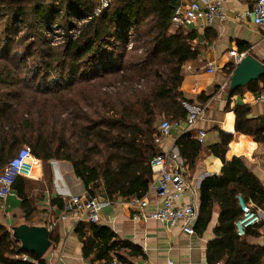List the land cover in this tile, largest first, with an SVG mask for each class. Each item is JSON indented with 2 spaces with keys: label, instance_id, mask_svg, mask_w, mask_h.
Wrapping results in <instances>:
<instances>
[{
  "label": "trees",
  "instance_id": "1",
  "mask_svg": "<svg viewBox=\"0 0 264 264\" xmlns=\"http://www.w3.org/2000/svg\"><path fill=\"white\" fill-rule=\"evenodd\" d=\"M106 4L97 12L101 7L98 0H0V42L10 43L14 36L17 46L24 45L22 52H14L20 60L18 65L0 51V87L26 88L0 89V175L23 147H29L43 162H69L91 197L99 185H103L104 195L110 200L146 196L152 180L150 163L161 154L157 142L161 121H184L189 114L186 104H194L180 90V71L186 59L198 55L192 45L196 36L181 28L172 31L178 0H106ZM36 56L41 60L37 68L45 73L47 82L58 76L57 86L63 88L60 90L71 91L80 82L98 88L80 93L92 113L79 105L77 111H68V116L73 112L78 120L74 135L58 134L49 118L33 109V103L42 101L40 95L52 92L38 86L33 89L34 75L19 77ZM259 83L264 85V75L243 88L256 92ZM55 90L54 94L60 92ZM198 98L207 101L211 95ZM234 113L235 131L264 143V119L249 118L250 108L246 105L236 106ZM231 140V135L223 134L221 142L209 148L220 157L223 168L220 175L206 177L201 183L194 231L202 234L207 229L218 206L220 215L214 234L227 244L210 259V264H264V248L246 240L255 235L260 224L249 228L243 237L236 233L235 224L241 217L237 197L241 196L246 204L251 198L264 211V190L242 160H225ZM178 146L191 166L201 145L185 135ZM20 180L17 178L14 186ZM20 196L27 217L33 209L25 208L26 199ZM93 230L94 237L110 234L106 228ZM84 245L85 257L99 247L95 239L84 241ZM23 255L45 264L44 259L23 251L0 224V264H33L16 259ZM111 261L108 259L106 264Z\"/></svg>",
  "mask_w": 264,
  "mask_h": 264
},
{
  "label": "crops",
  "instance_id": "2",
  "mask_svg": "<svg viewBox=\"0 0 264 264\" xmlns=\"http://www.w3.org/2000/svg\"><path fill=\"white\" fill-rule=\"evenodd\" d=\"M178 1L177 8H183L196 0ZM255 5L256 0H225L223 10L226 19H217L207 27L176 26L172 22V31L181 28L185 33H195L196 38L192 45L198 49V55L183 62L180 90L186 97L194 100V104H186L189 111L191 108H201L204 113L191 128L188 127L186 119L173 123L170 135L161 138L158 147L161 154L170 151L178 153V164L190 187L182 202L193 203L197 215L202 181L206 177L220 175L223 168L220 157L209 149L221 142L223 134L232 136L225 160H242L264 190V143L254 141L249 135L237 133L234 113L236 106L246 105L250 108L249 118L264 119V100H260L264 96V85L259 83L256 92L247 88L237 92H230L228 89L229 79L238 63L237 57L230 52L251 55L264 65L263 32L254 24L251 16L242 21L235 18L237 14L252 12ZM210 67L214 69L212 72H209ZM202 94L211 95V98L207 101L199 99ZM199 130L205 132L203 143L198 141ZM185 135H191L201 145V150L191 166L187 162L188 158L180 153L178 146L179 140ZM156 185L157 178L152 175L144 197L150 202L148 211L154 210L159 204ZM84 192L86 189L75 176L69 162L41 160L31 178H22L10 195L5 200H0V224L6 227L13 239V227L24 224L46 227L49 230L51 246L39 257L44 259L45 264H106L108 259L113 258L119 262L121 258L127 264H210V259L227 244L214 234L220 215L218 206L202 234L194 232L193 235H188L180 228L168 229L159 222L144 223L133 219V198L117 197L110 200L104 195L103 185L94 189L95 196L110 200L111 206L101 212L97 224L79 221L67 209V199L71 195ZM21 194L27 202L25 208L33 209L27 217L22 208ZM238 204L240 206L239 200ZM248 204L261 213L262 221L255 230V235L247 236L246 240L251 245L264 248L263 208L251 198L248 199ZM64 215L69 216L65 221L62 220ZM94 228H106L110 234L94 237ZM93 239L99 247L93 254L85 257L84 241L91 242ZM14 240L21 247V243ZM24 256L29 260H23ZM16 259L38 264L28 255Z\"/></svg>",
  "mask_w": 264,
  "mask_h": 264
},
{
  "label": "built area",
  "instance_id": "3",
  "mask_svg": "<svg viewBox=\"0 0 264 264\" xmlns=\"http://www.w3.org/2000/svg\"><path fill=\"white\" fill-rule=\"evenodd\" d=\"M225 0H196L183 8H177L172 17V22L176 26L200 25L207 27L215 20H225L223 6ZM97 12L106 7V1L100 2ZM252 17L254 24L264 35V0H256L255 8L252 12H245L236 15V20L242 21L247 17ZM237 57L239 62L245 55L230 52ZM214 69L210 67L209 72ZM264 100V96L260 97ZM204 109L191 108L186 118V123L191 128L202 116ZM173 123L162 120L158 127V138L167 137L171 133ZM205 132L199 130L198 141L203 143ZM179 155L176 151L162 153L155 157L151 163L152 175L157 178L156 193L159 199L158 206L148 211L149 200L147 198L132 199V218L144 223L155 221L163 224L168 229L180 228L188 235L194 234V226L197 220V209L193 203L182 202L183 197L190 190L183 171L178 164ZM41 160L35 157L29 147H23L17 158L10 161L0 175V200H5L11 193L17 178H31L35 169L40 166ZM241 209V217L235 224L236 233L243 237L249 228H252L262 221L261 213L250 204H246L242 197H238ZM111 201L104 197H91L88 192L79 195H71L67 199V209L79 221L90 224H97L101 212L111 206ZM68 215L62 216V220L68 219ZM23 260H29L24 256ZM110 264H121L113 258ZM222 264V263H217Z\"/></svg>",
  "mask_w": 264,
  "mask_h": 264
},
{
  "label": "rangeland",
  "instance_id": "4",
  "mask_svg": "<svg viewBox=\"0 0 264 264\" xmlns=\"http://www.w3.org/2000/svg\"><path fill=\"white\" fill-rule=\"evenodd\" d=\"M99 2H101L102 0H98ZM106 1V0H105ZM0 24H1V20H0ZM2 29V27H0V30ZM49 37V36H48ZM14 38V36H13ZM12 41L10 43H6L3 44L0 42V51L1 53H7V55L12 59H14V63L16 65L20 64V60H18L17 58H15V51H17V53L22 52L24 49V45L17 46L14 41ZM56 40H61V38H59L58 36L54 37ZM58 43V42H56ZM9 44L10 46L7 47L6 45ZM131 44H129V48H130ZM6 48V51H5ZM14 53V54H13ZM21 56L23 54H20ZM25 57V56H24ZM22 57H19V59ZM26 58V57H25ZM24 59V58H23ZM26 60V59H24ZM29 61V60H27ZM32 62H30L29 68L26 71L21 72V75L19 76L21 79H25L26 76L30 77L31 75L35 76V80H34V84H31V86H35V88L33 89H51L52 92H50L47 95H40L39 97L41 98V102L37 103H33V109H37L38 111H42V113H44L43 116H45L46 118H49V122H51L52 124H54V128L56 129V132L58 134L61 133L65 134V137L71 136V134L74 135V132L76 133L78 131V120L75 118L76 116H74L73 112L70 116H68V111H77V105H79L80 107L83 108V111H86L87 113H92L93 109L91 107L88 106V102H86L84 100V97L82 96L83 92H87L89 91V89H94V92L98 89L95 87H92L91 85H89V82H80L78 85L76 84L74 87H72L71 91H62L60 89L63 88H59L57 86V79L58 76H54L53 80L54 81H48L47 82V78L45 73H41L42 69L37 68V65L40 66L41 65V60L39 56H36V61L35 58L32 59ZM30 70V73H29ZM38 86V88H37ZM0 89H26L24 87L21 86H12L9 88H1ZM55 89H59L60 92L57 94ZM58 90V91H59ZM92 93V92H90ZM89 94V93H87ZM37 97V98H39ZM45 99H47L45 101ZM84 100V101H83ZM23 106V104H22ZM21 106V107H22ZM35 120H37L36 118H34ZM70 119V120H68ZM64 120H67L65 122H62ZM51 125V124H50ZM73 132V133H72Z\"/></svg>",
  "mask_w": 264,
  "mask_h": 264
},
{
  "label": "water",
  "instance_id": "5",
  "mask_svg": "<svg viewBox=\"0 0 264 264\" xmlns=\"http://www.w3.org/2000/svg\"><path fill=\"white\" fill-rule=\"evenodd\" d=\"M264 75V65L251 55L244 56L236 65L229 79L228 89L234 92L259 81ZM14 239L21 243V248L37 257H42L51 246L49 230L46 227L20 225L12 228Z\"/></svg>",
  "mask_w": 264,
  "mask_h": 264
}]
</instances>
